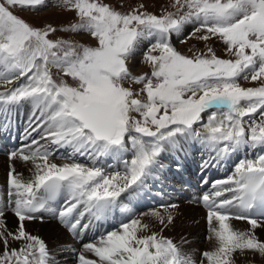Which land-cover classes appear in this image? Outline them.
Segmentation results:
<instances>
[{"label":"snow or ice","instance_id":"1","mask_svg":"<svg viewBox=\"0 0 264 264\" xmlns=\"http://www.w3.org/2000/svg\"><path fill=\"white\" fill-rule=\"evenodd\" d=\"M43 3L0 0V87L26 77L0 92V111L30 103L31 130L42 128V140L70 148L69 158L73 153L92 161L116 157L129 150L128 141L134 156L123 173L106 174L75 161L50 163L52 152L33 139L29 152L19 153L23 161L33 162V176L25 181L14 167L8 172V201L0 206L4 245L0 264H48L45 242L25 230V221L47 211L75 231L80 220L72 222L74 213L81 218L85 214L96 220L107 218L122 193L143 185L166 148L181 149L180 138L199 141L217 158L264 146V0H174L176 11L161 16L138 9L125 14L98 0H63L62 6L75 11L79 19L63 31L85 32L94 38L95 46L53 41L48 37L55 28H33L14 14L17 8L32 10ZM189 23H198L195 32L207 33L198 37L203 41L218 37L235 59L219 58L211 48L207 55L194 57L177 51L171 37ZM153 38L143 58L150 74L132 75L129 61L142 42ZM53 67L71 77L75 86L55 82ZM241 77L259 81V86L243 88L238 83ZM125 82L141 87L134 90ZM204 113H208L206 123H202ZM17 157V152L10 154V159ZM216 185L224 187L202 197L208 210L206 239H214L216 247L202 253L200 264H234L232 253L237 249L264 256V242L254 234L264 220V155L240 161L234 173ZM41 190L43 195H38ZM61 194L65 201L57 213L48 204ZM9 208L18 219L16 231L6 227ZM123 211L129 216L117 229L83 245V252L98 260L81 252L79 264H195L159 232L141 235L149 225L130 209ZM151 216L163 227L173 221L170 213ZM232 219L246 220L250 230L233 229ZM10 239L24 244L10 248Z\"/></svg>","mask_w":264,"mask_h":264},{"label":"bare ground","instance_id":"2","mask_svg":"<svg viewBox=\"0 0 264 264\" xmlns=\"http://www.w3.org/2000/svg\"><path fill=\"white\" fill-rule=\"evenodd\" d=\"M139 51H137L136 53H138ZM26 103V104H25ZM23 105L25 107V109L29 110V112H27V115L21 116L20 113L17 114V118H25L27 120H31L32 122H34V117H33V106L30 103L27 102H23ZM19 109L17 108L16 111H18ZM9 111L7 113L0 111V123L3 124L2 118L5 117V115H8ZM37 114H38V110H37ZM16 118V119H17ZM259 118V117H258ZM257 118V119H258ZM41 136V134H40ZM33 138H37V137H33ZM39 138V137H38ZM33 140V139H31ZM41 142H43L42 145H47L49 151H51L52 153H58V151H56L57 149H55L53 147L49 146L48 142H45L44 140H41ZM180 144L182 145L181 149L179 150H173V152L175 153H181L182 151L188 150V145H187V141H185L183 138H180ZM193 148H195V146H193ZM59 149H63V148H59ZM190 149H192V147H190ZM253 148H242L239 151H246L244 157V160H255V158H250L249 156L252 155V153H254L252 151ZM168 149H165V151H163L160 156L158 157V163L162 164L161 160H164V158H168V160L171 162V165H173L172 159L173 156L170 154V151ZM254 150H256L259 154L264 155V146H257ZM27 151V152H26ZM68 151H71L70 148H68ZM25 153H28L29 151L26 149L24 150ZM134 153V152H133ZM74 154V153H73ZM71 156V158L74 159H79L80 158V154H76ZM257 156V155H256ZM207 157V156H206ZM237 157V152L235 153H230L228 156L223 157V158H217V157H213V158H203L200 162V164H187V165H183L181 167V172H177L182 173L183 175L180 177H175L177 178L176 181H178L180 183V187H176L173 184L171 185L170 188H167V190H163L161 192L160 197H162V200H169L172 203H177L176 208L178 210H181L182 208L186 207L185 210H181V212L183 213V215H179L177 213V210L175 209H171L169 208L167 205L163 204H158L156 207H152L153 201L155 199H157L155 196H157V194L154 193V191H158L160 189V187H158L160 184L154 185V183L148 181L147 183L146 180L144 181L143 185L139 188H131L128 189L127 191H125V195L133 200H136V198L139 199H143L142 202H139L136 206V208H129V207H125V209H130L131 213L134 214L135 216L140 218L142 223L148 224L149 225V229L143 233H141V235H149L152 232H159L163 237L165 238H169L171 240H173V242L181 249H183V246L186 245V251L184 252L185 255L190 258L191 260L194 261V258L196 259V262H199L203 259L201 258V253L197 254L198 251L200 250L203 251V249L205 248L206 251H211L216 247V241L214 239L210 240L209 242H202V245H196L197 242L199 241L200 237H202V234H200L202 232V227L203 223H207V213L205 214L201 209L199 208H203V209H207L204 206V203L198 208L197 206H193V207H189V202H186L188 200H192V197H194L195 195H200L203 191H206L207 194H211L215 191L216 187H224L222 185H216L217 181H221V180H225L226 178L230 177L236 168V163L234 162V160ZM4 158L6 157H1L0 158V184L3 183V179H5L4 181V186H5V182H6V175L5 171L9 172L11 167L15 168V172L16 174H20L21 178L25 181L29 180L32 176L33 173L35 171V167L34 164L31 160L25 162L22 159L19 158V153H18V157L16 159H12V162L10 163V167H7V161L8 160H4ZM125 155L124 152L119 154L116 157H101L98 158V161H102L107 159V163L110 165L108 167H103L101 166V168H103V171L106 174H112V173H123L125 171L126 168V164H124L122 162V160H124ZM258 158V157H257ZM6 161V162H5ZM50 161V160H49ZM56 161V160H54ZM59 161V160H58ZM40 162V161H37ZM52 163V162H50ZM63 163H69L67 161L63 162ZM59 165V164H57ZM165 165V163H164ZM160 169V168H159ZM183 171V172H182ZM164 178H167V172H164ZM156 177V176H155ZM147 178H151L150 176H148ZM159 178V177H158ZM151 183V184H150ZM177 183V182H176ZM150 184V185H149ZM170 185V184H169ZM187 187L190 186L191 191H187ZM212 186V187H211ZM176 187V188H175ZM4 192V189L0 190V197H1V193ZM146 192L147 194H151V196L149 197V199L146 197L148 196L146 194V196H144V198H142V196H140L142 193ZM42 193V190L41 192ZM231 193H225V196H231ZM153 197L155 199H153ZM225 198L224 196L219 197L217 199H223ZM119 201H121V196L118 199ZM6 200L3 198V203H5ZM168 202V203H171ZM187 203V204H185ZM63 204L62 205H57V213L61 210ZM148 206H151L152 209L150 210H145ZM188 207L190 210H188ZM137 210H143V212H141V214H136ZM152 212H159L162 216L167 217V215L170 213L173 217V221L170 225H168L167 227H163L162 225L159 224V221L157 219H155L154 217L151 216ZM206 212V210H205ZM144 213H149V215H143ZM141 215V216H140ZM111 213L109 214L108 218H110ZM129 216L128 212L125 211H121L120 216L115 217V221H113V228L114 227H119V225L121 224L122 221H125ZM199 216V219H198ZM58 216L56 215V218H52L51 220V215H46V219L45 221L40 222L39 224L35 221V220H30V221H25V230L33 235V236H37L40 239H42L46 246H47V250H48V258L50 259H54L55 256H60L61 260L59 261L58 264H71L70 262H72V260L77 261V255L76 253L79 252L80 249V253L81 251L83 252V246L82 245H77L75 244V242L77 240L80 239V236L82 235L83 231H85V227L80 226L78 233L75 231H69L71 233L75 232L76 234H68L64 229H62L59 224H57V220L59 218H57ZM5 223H6V227L8 230L10 231H16L18 228V219L14 216V214L12 213L11 209L9 208L6 213H5ZM202 221V222H199ZM215 222V221H214ZM186 223H193V224H186ZM194 223H198L196 225H194ZM218 222H215V225L218 226L217 224ZM229 223H232V225H237L239 224V226H247V221L246 220H236V219H232L229 221ZM262 224H264V221H261ZM241 227V228H243ZM246 228V227H245ZM261 228V227H260ZM259 228V229H260ZM111 228H108L106 231L105 229H102L101 231L102 234H104V232H109ZM204 230V229H203ZM208 232V231H206ZM210 234V233H209ZM87 236V234H86ZM261 238H263L264 240V226L262 228V232L260 233ZM88 239V238H86ZM84 241V239H83ZM9 244H10V248H16L19 249L20 247L23 246L24 241H12L11 239L9 240ZM179 244V245H178ZM190 244H193L190 245ZM194 250H197V252H195ZM204 250V251H205ZM61 251V253H60ZM4 252V245L2 243H0V255H2ZM248 252V253H246ZM183 253V251H182ZM236 253V252H235ZM253 253V251L249 252V250H245L243 249L240 254H238L237 256L234 254H232V259L234 261V264H255L256 262H258V259L261 258V261H263L264 257L260 256L261 254L259 252H257L259 255L257 254H251ZM83 254H85V256L89 259H92V257L94 256L92 253H87V252H83ZM242 256L241 258L235 259L239 256ZM51 256V257H50ZM91 257V258H90ZM96 260V258L94 259ZM98 260V258H97Z\"/></svg>","mask_w":264,"mask_h":264},{"label":"rangeland","instance_id":"3","mask_svg":"<svg viewBox=\"0 0 264 264\" xmlns=\"http://www.w3.org/2000/svg\"><path fill=\"white\" fill-rule=\"evenodd\" d=\"M98 2L107 4L110 7H112L113 9H115L116 11H119V12H122L125 14L130 13L136 9H138L141 12H147L150 14H155L157 16L164 15L167 12H175L176 11V9L173 7L174 0H98ZM182 2H183V0H182ZM62 3H63V0H44V3L42 5L36 6L32 10H23V9L17 8L14 10V14H16L19 18L23 19L25 22H27L33 28L41 29V30H46L49 28V26L51 28H55L56 31L50 32V35L48 37L49 39H51L53 41L65 40V41H71L72 43H75V44H80V45H85V46H95L96 41L94 40V38H92L89 34H87L85 32H82V31L81 32L63 31V29L69 28L72 24L78 23L79 19H78V16H77L75 11L67 10L66 7L62 6ZM141 5H143V7H141ZM198 26H199L198 23L193 24L188 29L183 30L182 33H179L177 35L174 33L172 35L171 43L176 48L177 51H179L181 54L186 55L188 57H194L197 55H207L208 49L211 48L213 50V52L215 53V55L219 58L235 59V57H233L229 53H227L226 45L218 37H213L212 39H210L208 41H203V40L199 39L198 37H200L201 35H205L207 33L203 32V31L195 32L194 30ZM183 28H185V27H183ZM152 42H154V38L151 41L142 42L140 47L137 49V51H139V52L134 53L133 59L129 61V69H130V72L132 73V75L141 76V75H144L146 73L150 74L151 69L146 63L143 62V58H144V53L147 51L149 44ZM154 54L158 55L159 53H154ZM51 73H52V78L55 82L60 83L61 81H64L71 86H75L76 82L73 81L71 77L65 76L63 74V72H61L59 69L53 67V68H51ZM25 78H22L21 80L16 81L17 84L23 83ZM238 83L243 88L258 87L259 86V81L252 82L251 80H244L242 77L238 80ZM11 86H12V84H9V85L4 86V87H0V92H4V91H6V89H10ZM125 86L131 87L134 90H138L141 87L140 85H136V84H133L130 82H125ZM255 115L257 118L259 117V113L255 114ZM203 116H204V120L202 121V123H206L207 118H208V113H204ZM244 119H245V121L248 120L247 117H245ZM194 127H196L198 131L203 130L200 125H194ZM44 141L47 142L46 140H44ZM128 143H129V150L126 151L128 153L126 160L129 162L134 156V153H133L134 151L131 149L130 141H128ZM49 146L52 147V144H49ZM53 147L55 149H57L56 151L60 150L59 148H57L56 145H53ZM200 147L202 148L203 145H201ZM51 151H53V150H51ZM193 151H197V150H193ZM198 155H201V154L194 152V156L197 157ZM257 157H259V156H257ZM161 161H163V160H161ZM70 162H73V161H70ZM77 163H82V162H77ZM82 164H84V163H82ZM153 176L154 177L155 176L160 177L156 173H154ZM189 207H188V210H190ZM185 208L186 207L182 208L181 210H185ZM175 210H177V213L179 215H183L181 210H178V209H175ZM141 212H143V211H140L139 214H141ZM198 219H199V216H198ZM199 222H202V221H199ZM186 224H193V223H186ZM230 224L233 227V229L241 231V232L249 231L251 228V226L248 223H247V226H244V227L239 226V224H237V225H232V223H230ZM194 225H196V224H194ZM214 226H216L215 222H214ZM263 226H264V224H262L261 228L260 227L256 228L255 233H254L255 236L261 242H264L263 238H261V236H260V233L262 232ZM201 227H202V232L200 234H202V237H200V239L196 245H202V242L205 243V242L210 241V240L206 239V237H208L210 235L209 232H206V231H208V224L203 223V226H201ZM241 227H243V228H241ZM186 245L183 246V249L180 248L181 252L183 251V254H185L184 252L186 251V248H187ZM190 245L193 246V244H190ZM204 250H205V248L203 249V251L200 252V250H199L197 253V254L201 253V255H200L201 258H203L202 253L206 251V250L205 251ZM245 250H247V249H245ZM194 251L197 252V250H194ZM241 251H242L241 249H237L236 251H234V254L237 256L238 254H240ZM249 252H251V250H249ZM60 253H61V251H60ZM79 253H80V251L76 254L78 255ZM246 253H248V252H246ZM253 253L259 255L257 252H253ZM253 253H251V254H253ZM243 256L244 255H242V256L240 255L239 257H237L235 259H238V258L242 259ZM260 256H262V255H260ZM95 258L97 260V257H95V256L92 257V259H95ZM60 260H61L60 256L59 257L55 256L54 259H48V264H58ZM194 261H196L195 258H194ZM70 263L71 264H79L78 259H77V261L72 260V262H70ZM195 264H200V263L196 262ZM255 264H264V260L261 261V258H259L258 262H256Z\"/></svg>","mask_w":264,"mask_h":264}]
</instances>
